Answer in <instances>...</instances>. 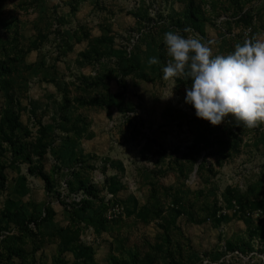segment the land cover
<instances>
[{
	"label": "rangeland",
	"instance_id": "rangeland-1",
	"mask_svg": "<svg viewBox=\"0 0 264 264\" xmlns=\"http://www.w3.org/2000/svg\"><path fill=\"white\" fill-rule=\"evenodd\" d=\"M168 31L227 55L264 0H0V264H264V123L198 119Z\"/></svg>",
	"mask_w": 264,
	"mask_h": 264
},
{
	"label": "clouds",
	"instance_id": "clouds-1",
	"mask_svg": "<svg viewBox=\"0 0 264 264\" xmlns=\"http://www.w3.org/2000/svg\"><path fill=\"white\" fill-rule=\"evenodd\" d=\"M164 44L169 60L163 79L190 81L185 103L198 119L212 126L229 119L247 128L264 123V40H245L227 55H213L200 39L175 31L164 34ZM148 63L158 65L160 60L151 57Z\"/></svg>",
	"mask_w": 264,
	"mask_h": 264
}]
</instances>
